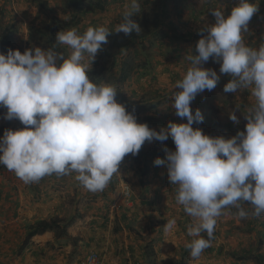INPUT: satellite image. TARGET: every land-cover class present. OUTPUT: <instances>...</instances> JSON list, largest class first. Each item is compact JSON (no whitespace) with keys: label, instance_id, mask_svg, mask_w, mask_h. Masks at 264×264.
Instances as JSON below:
<instances>
[{"label":"clouds","instance_id":"obj_1","mask_svg":"<svg viewBox=\"0 0 264 264\" xmlns=\"http://www.w3.org/2000/svg\"><path fill=\"white\" fill-rule=\"evenodd\" d=\"M258 4L238 0L227 17L223 9H209L215 23L198 31L196 54L189 51L184 57L186 66L173 85L171 107L187 123L168 121L159 131L138 124L135 109L128 112L117 103L115 82L98 78L100 82L94 83L88 74L110 34L129 36L141 31L131 19L141 13L140 0H127L122 22L112 30L103 25L89 26L82 34L76 28L63 29L47 50L35 47L23 54L13 49L0 53L3 118L24 126L5 129L0 136V165L25 183L75 172L85 189L98 192L114 175L120 176L118 168L126 155H137L146 141L171 137L175 150L165 147L166 159L156 158L153 163L165 166L169 184L176 186V203L192 218L186 232L191 239L184 246L190 258L198 261L211 246L217 217L224 209L236 208L239 219L264 214V42L254 48L243 37ZM57 45L66 46L68 54L56 51ZM210 58L220 64L221 74L230 77L225 93L250 90L255 100L243 111L236 105L228 112L234 124L240 123L236 112L247 123L244 131L227 139L192 127L202 123L203 116L199 109L193 114L191 102L198 93L212 91L220 80L216 71L202 67ZM245 205L251 206V213ZM175 227L172 218L162 228L167 233Z\"/></svg>","mask_w":264,"mask_h":264},{"label":"crops","instance_id":"obj_2","mask_svg":"<svg viewBox=\"0 0 264 264\" xmlns=\"http://www.w3.org/2000/svg\"><path fill=\"white\" fill-rule=\"evenodd\" d=\"M45 1L49 11L53 10L50 12L51 16L54 14L57 17L62 16L60 12L61 1L60 3H57L56 0ZM6 3L4 0L0 1V8H2L0 12L7 14L11 23H15L14 21L21 22V28L17 34L19 33V38L22 40L17 43L15 40L17 34H13V41L15 45L25 51L29 28L30 26H40L41 17L36 18V10L29 8L27 10L23 2L18 3L17 7H14L13 4L6 5ZM11 9L14 11L13 15ZM230 10L228 8L225 14H230ZM39 11L46 14L42 10ZM254 30L256 29H250V31ZM31 48H35V46H31ZM148 66L151 65H135L130 72H126V75L128 77L132 71ZM202 67L207 68L204 64ZM138 74L149 75L150 71L143 69ZM118 76L119 74L114 76L108 74L104 80L110 83L115 82V84L119 81H125L126 78L122 80ZM219 76L220 80L217 86L212 91L205 90L207 97L214 91L219 93V88L223 85V83L220 85V82L226 75L219 73ZM151 81L146 79V83L139 84V86L147 85V90L143 89L140 96L136 91H131L132 95L129 94L124 99L116 96V101L123 104L128 112L135 109L134 115L138 124H147L150 129H154L153 126L156 121L144 122L146 117L153 116L151 113L146 114L145 111H156V107L159 105V101L155 97L147 98L145 95L147 93L155 94L157 91L152 87ZM156 97L159 98V95ZM214 98L216 100L210 102L216 101L217 105L212 103L209 110L215 111L212 113L209 111V114L204 115V128L199 124H196L195 127L192 125L193 128L201 129L205 135L208 129L210 130L207 124L209 118L220 123L218 127L222 130L224 125H231V120L223 118L222 115H217L218 110L226 108L228 103L234 102L233 105H240L241 110L246 105L255 103L250 90L247 97L233 95L226 97V100V98L222 99L221 95L216 94ZM195 102L198 106L205 105V97L197 95ZM149 105L155 106L149 109L144 108ZM205 112L206 110H204V114ZM172 121L178 123L176 119ZM158 125H162V122L159 121ZM23 127L15 119L5 122L6 129L15 131ZM233 128L231 132L227 129L224 130L226 139L235 135L238 127L233 126ZM240 130L244 131L239 127L237 131ZM4 131L5 129L0 131V136H3ZM218 131L213 130L211 135L218 136ZM158 143L155 140L151 143L146 141L144 143L146 148L142 145L137 155H126L118 168L121 177L114 175L107 187L98 192L85 189L75 179V172L63 176L52 174L37 182L25 183L12 171L16 179L15 182L19 185L18 191H22L23 195L14 196L12 198L14 201L8 206L3 203L0 206V264H83L85 257L93 252L100 256V264H173L171 259L176 258V256L168 254L169 252L163 248L167 247L169 250L173 248L171 253L174 249L181 251V248L185 249L186 238H191L183 234L186 231L185 224L182 222L185 212L183 207L176 203V186L169 184L165 166H155L153 163L155 157L150 158L141 155L144 152L148 153L155 150L154 146ZM168 145L172 149L175 147L172 139L168 140ZM142 169L146 170L144 172L146 176H142ZM121 179L124 183L121 182ZM133 179L138 180L137 185H132ZM127 190L130 193L128 199L125 198ZM66 216L67 219L71 218L73 221L67 227L65 236L56 237L54 231L35 235L25 246L24 252L19 254L18 248L22 245L26 225L54 217L66 219ZM172 218L176 220V227L166 233L162 227L167 220ZM144 248L147 249L144 250ZM153 254L156 256L155 259L150 257Z\"/></svg>","mask_w":264,"mask_h":264},{"label":"rangeland","instance_id":"obj_3","mask_svg":"<svg viewBox=\"0 0 264 264\" xmlns=\"http://www.w3.org/2000/svg\"><path fill=\"white\" fill-rule=\"evenodd\" d=\"M2 1V0H0ZM6 1V5L13 4L14 7L18 5V3H25L27 10L29 9H35L37 13L36 18H40L41 25H45L48 23V18L46 14L43 12L41 13L39 10H37L35 5H37V2L34 0H11V3H9V0ZM63 3L62 0H56L58 3ZM120 1L122 0H109L108 6L106 7V10L97 12L96 14H88L86 16H83L79 23L76 24V28L81 26H84L82 28V32H84L89 26H100L103 25L110 29V24L116 23L114 22V19L120 15L122 11H124V6L121 5ZM151 4L149 5L151 9L154 8L157 4L161 2V0H151ZM116 2V3H114ZM258 4V11H264V0H257ZM238 3V0H168L164 3L162 6L163 11V18H162V24L160 23L162 30L160 33H166L167 37L164 38L162 35L156 36L154 39L148 38L144 41V47L141 50L136 44H129L126 48L125 54H129V61L135 65H151L148 67H145L143 69L149 70V75H140L138 73H141V70L138 69L134 70L131 73H129L128 77H126L125 81H119L116 82L117 84V90L119 91L117 98L122 97L123 99L129 96L131 94V91H136V93L140 96L142 93V90H147V85L139 86V84L146 83V79L151 81L153 84L152 87L157 90L154 93H147L145 94L147 98H154L159 101V105L156 107V111H145L147 113L153 114V118L158 119L156 124L154 125V129L156 131H159L161 127H166L168 121H172L174 119L177 120L178 123H187L186 118H180L175 115V110L172 109V91H173V85L177 80L181 78V72L186 66V61H184V57L188 54L189 51H191L192 54L195 53V44L198 41L199 38L196 36L198 35V31L204 27L205 25H213L215 23V18L211 15L209 12V9L212 8H220L223 9L224 15L227 17L230 14H225V11L230 8L232 9L235 7ZM126 4V3H125ZM62 5V4H61ZM63 6V5H62ZM2 9V8H0ZM8 11V10H5ZM12 15L14 14V11L11 9ZM231 11V10H230ZM61 12V11H60ZM148 19L151 21L153 18L151 15V12L149 9L146 8L145 12ZM42 14V15H39ZM62 16L64 14L61 12ZM8 15L0 12V21L2 22V26L5 27L7 25H11V20L8 19ZM61 16V15H60ZM61 16V17H62ZM10 22V23H9ZM17 23L16 21H14ZM81 22V23H80ZM78 25V26H77ZM116 24H114L115 27ZM21 28L20 26L18 27ZM256 29L254 31H250V29ZM2 29V28H1ZM17 30V32H18ZM2 31L0 30V33ZM14 33V34H17ZM19 34V33H18ZM16 35L15 40L17 43L21 42V38H19L20 35ZM175 35V36H174ZM161 37V38H160ZM245 43L250 47H258L261 42H264V12H262L260 15H254L252 19L249 21L248 24V32L243 34ZM43 40L41 41V44L38 43L36 47H40L42 50L44 49V46L42 44ZM106 44H104V47ZM64 50L66 52V55L68 54V49L66 46H64ZM176 49V50H175ZM135 50H138L139 54L137 57L134 56ZM124 56V55H123ZM122 56V57H123ZM121 57V58H122ZM207 68H211L214 71H216L217 75L219 76V70L217 69L218 66H220L219 63H214L212 59H209L208 62L204 63ZM138 68V67H137ZM136 68V69H137ZM228 75L223 78V81L220 82L222 86L219 88V93H216L214 91L213 94H209L207 97L205 91L202 93H198L197 95L205 97V105L198 106L195 102V99L191 102L190 108L193 110V112L196 109H199L203 116V122L200 123L204 128V115L214 112L215 110H209V108L212 106V103H215L214 105H217L216 101L210 102L213 100H216L214 96L216 94L221 95L222 99L230 96L235 95H241V96H248L249 90H242L238 91L236 93H225L223 91L224 85L227 83L225 80H227ZM175 91V90H174ZM132 95V94H131ZM159 95V98L156 97ZM196 95V96H197ZM196 98V97H195ZM227 100V98H226ZM234 102L228 103L227 107L218 110L217 115H222L223 118L229 119L228 112L235 109V105H233ZM202 108V109H200ZM204 110H206L204 114ZM131 111V109H129ZM243 111V110H241ZM6 112V109L3 107H0V131H2L5 128V122L6 121L3 116ZM216 115V114H215ZM237 118L240 120V123L234 124L231 122L233 126L240 127L242 129L245 128V124L247 121L243 118V115L240 112H236ZM151 117V116H149ZM230 120V119H229ZM162 122V125H158V123ZM173 122V121H172ZM151 125V126H152ZM193 126L195 127L196 124L193 123ZM195 129V128H194ZM4 133V132H3ZM171 139L169 137L166 141L160 142L158 141V145H155L154 148L156 151H163V149L166 147L169 150L174 151L175 147L172 149L168 145V140ZM147 144V143H146ZM143 146L146 148V146L143 144ZM147 153V152H144ZM165 153V152H164ZM1 172H0V192L5 195L11 194L14 196L23 195L22 191H18L19 185L17 184L16 179L13 175V172L11 170H8L5 166L0 165ZM162 167V166H159ZM148 176V175H147ZM133 179L132 185H137L138 180ZM130 188V186L128 185ZM68 202V201H65ZM70 202V201H69ZM247 203V202H245ZM246 210L251 213L252 208L250 205H245ZM224 214L217 217L215 230L213 233L211 246L204 250L202 253V256L198 261H194L190 258L189 250L186 248L180 249H174L171 253L170 250L166 247L163 248V250H166L169 252L168 254L176 256V258H172L171 262L173 264H253V259L256 255L263 253L264 254V214H262L259 217L249 215L247 218L239 219L235 214L237 212V209L234 207H229L227 209L223 210ZM68 213V211H66ZM9 217V216H8ZM68 217L66 216V219ZM6 219V217H4ZM182 222L185 224L184 227H186V231L183 232V234L187 237V227L192 223V218L184 213V219ZM202 236H204L207 239L206 233H201ZM187 240V238H186ZM147 248H144L146 250ZM176 251V252H175ZM231 253H235L236 256H249V261L247 262H236V257L232 258ZM167 254V255H168ZM152 259H155L154 254L152 256Z\"/></svg>","mask_w":264,"mask_h":264},{"label":"trees","instance_id":"obj_4","mask_svg":"<svg viewBox=\"0 0 264 264\" xmlns=\"http://www.w3.org/2000/svg\"><path fill=\"white\" fill-rule=\"evenodd\" d=\"M34 1L37 2V5H35V7L38 10H42L46 12V15L49 16L48 18L49 20L48 23H46L43 26L42 25L38 27L30 26L28 36L26 39V49H31V46L36 47L38 43L41 44L42 40H43L42 44L45 50L53 47V45L55 44V36L57 32L63 29L68 30L73 27H76V24L79 23V21L83 16H86L88 14L90 15L96 14L97 12L104 11L106 10V7L109 5L108 4L109 0H62L63 3L61 4L63 6L61 7L60 11L64 14V16L57 17L55 14L51 16L50 12H53V10L49 11L47 2L45 0H34ZM166 1L168 0H161L159 5L157 4L156 6H154L153 9H151L149 6L152 2L151 0H140L141 13H136V15L131 19L139 24L141 31L139 33H132L129 36H125L123 33H112L107 37L108 42L106 43V46L104 47V44L102 45L101 50L96 54L95 60L91 65V70H89L88 74L92 82L99 83L100 79H104L108 74L109 76H114L119 74L118 78L124 80L127 77L126 72L128 71L130 72L133 68V64L129 61V54H125L126 52L125 50L127 46H129V44L132 45L136 44L138 45L139 48L141 46V50H142L144 47L143 43L148 38L154 39L158 35H162V37L164 38L167 37L166 33H160L162 31L160 29L161 27L160 23L162 24V18H163L162 6ZM120 3L121 5H125V3H127V0H122L120 1ZM146 8L150 10L151 15L153 17L151 21L145 15ZM262 12L258 11L257 15H260ZM122 13L123 11L120 13V15H118L117 18L114 19V22H116L117 24L122 22ZM116 23L112 22V24H110V30L114 29V24ZM1 24L2 22L0 21V30L2 31L0 33V53L6 54V51L8 49H13V50H19L21 54H23L24 50L21 49L18 45H15L13 41V34L17 32L18 27L21 25V22L13 23L5 27H3ZM83 27L84 26L81 25L80 27H77L78 32L81 34L83 33L82 32ZM196 37L199 39L201 38V36H196ZM64 48H65L64 45H57L56 51L63 52L66 55ZM133 54H134L133 57H137L139 54L138 50H135ZM229 79L230 77L228 76L227 80ZM152 106L154 107L155 105L145 106L144 108L149 109ZM157 120L158 119H155V117L154 118L146 117L144 119V122L146 123L155 122V121L157 122ZM213 120L209 118L207 123L210 130L208 129L206 135L210 137H216L214 135H211V132L213 130H219L217 132V135L226 138V133L224 132V130L227 129V131L231 132L234 129L233 126H231L232 124L224 125L223 130L222 128L219 129L218 125L220 123H217L215 120L214 121ZM237 130H239V127L237 128ZM237 130L235 131L236 133L238 132ZM141 155L150 158L155 157L160 159H166V155L164 152L156 151V150H152L147 154L142 153ZM145 171H146L145 169H142V176H146L144 173ZM0 172H1V167H0ZM12 198L14 197L11 194H7L4 197V194L0 192V206H2V203L5 204L6 206L10 205L11 202L14 201L12 200ZM72 221L73 220H71V218L65 219V218L54 217L49 220H39L34 222L33 224L26 225L24 228L25 235L23 236L22 245L18 248L19 254H22L24 252L25 246L28 245L30 239L35 235L42 234L46 231H54L56 237L65 236L66 229L71 224ZM231 257L232 258L236 257L235 259L236 262L243 261L245 263L250 260L249 256L240 257V256H236L235 253H231ZM252 262L253 264H264V254L260 253L256 255ZM235 264H239V263H235Z\"/></svg>","mask_w":264,"mask_h":264},{"label":"built area","instance_id":"obj_5","mask_svg":"<svg viewBox=\"0 0 264 264\" xmlns=\"http://www.w3.org/2000/svg\"><path fill=\"white\" fill-rule=\"evenodd\" d=\"M125 196L126 199H128V197L130 196L128 190L125 192ZM100 263H101L100 256L97 253H92L88 255L84 260V264H100Z\"/></svg>","mask_w":264,"mask_h":264}]
</instances>
